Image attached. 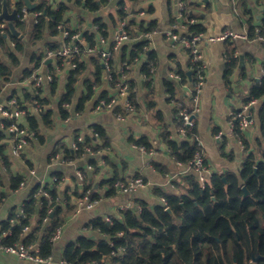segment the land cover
<instances>
[{
  "label": "crops",
  "instance_id": "0c3cea01",
  "mask_svg": "<svg viewBox=\"0 0 264 264\" xmlns=\"http://www.w3.org/2000/svg\"><path fill=\"white\" fill-rule=\"evenodd\" d=\"M119 1L122 0H111L100 11L90 12L88 9L78 6L74 0H49L53 7L62 3L68 5V11L64 15L65 26L74 30L75 34L80 36V41L81 33L87 27H91L94 18L103 16L108 19L110 14L117 13ZM188 1L197 4L198 7L193 12L199 16V19H188L181 14L179 4L184 3L187 7ZM188 1L139 0L136 6L128 1L125 11L129 17L133 16L134 10H144L145 16L142 18L156 25L150 31V38L144 37L140 33V37L147 41L145 49L155 55V62L151 64L150 84L143 83L142 75L144 74L141 71L142 61H146L147 58L143 56L131 68H128L130 72L126 77L135 81L132 91L136 92L134 100H137V105L134 106L127 97V100L132 104V111H127L125 108L126 98H118L117 104L111 109H96L99 102L107 101V99H100L97 102L102 91L107 90L109 96L114 98L118 89L117 86L116 90L111 88L106 80L104 85L96 88L93 99L88 102L84 110L77 111L76 104L71 103L69 107L65 106L68 108L69 116L67 119H62L59 114V102L65 92L66 74L71 64L63 63L58 66L55 58L45 59L43 65L38 69V73L50 74V64L58 71L57 87L54 92L51 91L49 81L41 86L40 92V96L48 100L46 108L52 110L54 126L52 129L42 127V140L30 138L29 145L18 157L11 155L8 148L6 154L9 156L10 165L7 167L0 163V236H2L3 245L32 244L40 249L42 256H53L56 261L66 260L64 252L66 246L71 242L80 237L95 240L101 238V234L91 226V222L95 218L122 219V210L135 209L140 201L150 205L164 204L163 198L156 194L155 189L174 193L178 192V185H185L183 179L189 176H195L199 181L197 174L189 176L183 174L187 167L181 162L182 165H178L179 161H174V157L164 142L165 136L177 142L183 141L180 134V128L183 126V121L179 116L180 109L194 107L192 96L190 97V91L196 81V69L192 56L180 42H175L169 37V34L176 33L183 38L187 33L188 21L194 20L202 25L205 28L203 33L208 37L218 36L226 31L249 35L247 41L229 39L213 43L206 42L201 45L207 71L204 92L199 101V111L194 115L196 141L201 148L200 153L207 160L210 172L213 175H222L227 172L240 173L249 151H245V148H242L234 136L230 128V121L234 118V114L242 112L253 84L264 78V45L256 39V35L251 34L252 28L263 27L264 30V0ZM12 8H14L12 5L9 6L10 11ZM136 17L137 20H141L138 12ZM33 23L32 15L30 21L25 23V30L20 31L16 28L22 35V38H19L24 42L23 51L17 54L18 62L12 64L8 57L4 56L5 62L12 69V76L10 81L2 85L0 107L6 105L11 96H17L24 100L27 93L32 94L36 89L33 78L37 73L33 75L32 79L24 78V71L32 66V57L34 54L43 53L51 43L63 44L61 33L56 36H49V33H46L43 40L36 41L32 33ZM123 24L127 31L126 21L119 20V17L115 25L110 27L109 36L105 39L107 48L111 42L114 43V34ZM132 43L134 42L129 40L124 46L132 45ZM9 46L15 50L13 42ZM2 48L0 46V53L3 52ZM116 55L114 58L119 62V55ZM178 70L188 72L192 81L185 82L182 77L180 82L173 78L174 73L179 74ZM168 82L174 85L173 96L168 91ZM82 88L83 83L80 91ZM263 102L264 97L262 100H258L257 105L252 109L251 116L254 123L244 132L253 151H255L256 139L260 136L257 115ZM119 103L123 104L125 112H116L115 108ZM26 106L31 115L40 114V112H34L33 104L27 103ZM2 118L0 113V130H2ZM40 123L42 126V120ZM94 125L104 128L110 144L104 151H92L89 147H85V152L77 156L74 144L76 145L80 140L85 141L87 136L91 137L93 146L102 144L100 137L94 133ZM19 126L28 128L25 115L20 119ZM219 132H223L225 136L222 142L215 140V135ZM142 138L151 147L131 142V139ZM6 143L8 144V142ZM60 147L70 148L73 151V157L65 156L63 151H59ZM54 152L56 154L51 157ZM93 161L98 163L97 168L91 164ZM79 169L83 170V173L81 172L82 179L77 175V172H80ZM55 173H60L62 179L57 185L58 201L64 200V193L68 189L69 203L74 209L69 210L64 206L62 212L65 219L64 224L58 227L50 238L51 254H43L42 230L38 231L41 206H37L31 224L22 227L18 240L6 243V237L13 235L12 227L16 224L20 225L19 210L29 200L33 189L38 184H55ZM114 174L123 178L121 181L142 177L146 185L133 193L124 194L116 191L111 197H105V190L99 189L102 197L97 205L91 209L81 207L80 201L83 197L74 196L72 191L75 189L81 191L87 176H91L92 183L97 188L99 182ZM16 176L24 177L23 187L13 188L11 180ZM41 190H44L43 187L39 188L38 196L43 195ZM88 192L89 196L92 195L91 189H88L86 194ZM43 196L48 197L49 194ZM44 221L47 222L48 217ZM59 228L62 233L58 239L53 240V236ZM32 235L35 236L30 239L29 237ZM257 261L258 258L255 259V262ZM0 264L38 263L20 259L0 249Z\"/></svg>",
  "mask_w": 264,
  "mask_h": 264
},
{
  "label": "trees",
  "instance_id": "16d2710c",
  "mask_svg": "<svg viewBox=\"0 0 264 264\" xmlns=\"http://www.w3.org/2000/svg\"><path fill=\"white\" fill-rule=\"evenodd\" d=\"M11 6L14 0H7ZM37 3V7L32 13L41 12V15L34 21L32 33L36 41L44 39L45 34L56 36L61 33L60 27L67 29L71 35L74 30L65 26L64 15L68 11V5L65 3L53 7L49 0H30ZM78 6L88 9L90 12H98L107 6L111 0H74ZM131 2L134 6L139 0H122L118 2V11L116 14H110L106 19L103 16L94 18L91 27L81 33V41L76 44L80 48V57L75 60H64L63 57H55L58 66L63 63H76V67L68 70L66 74V87L63 96L59 102V114L62 119L69 116L68 108L65 107L72 103L76 104V110L82 111L90 102L97 87L104 85L108 80L110 87L116 90L120 82L128 84V99L137 105L136 92L132 91L135 81L126 76L130 72L133 64L142 59L141 71L144 74L143 83L149 85L151 82V64L155 62V55L145 49L146 39L140 37V33L150 32L156 27L154 23L137 20V12L134 10L133 16L129 17L125 11L127 3ZM188 1V0H185ZM3 0H0V13ZM183 10V16L188 19H199L193 10L197 4L188 1ZM14 8L19 12L25 7L23 0L16 1ZM13 9V8H12ZM125 20L130 40L134 43L128 46H122L118 53L113 52L111 42L108 50L112 52L110 59V71H107L101 57L100 50L102 44L100 38H108L109 29L115 25L117 18ZM110 21V23H109ZM3 22L0 20V23ZM5 22V21H4ZM24 21L18 19L15 27L25 30ZM263 28V27H261ZM205 28L197 22H187V33L183 38L190 39L197 33H203ZM251 34L255 35V28L251 29ZM69 38L66 40L68 41ZM107 41V40H105ZM15 44V50L10 48V43ZM107 43V42H106ZM0 46L3 52L0 53V93L2 85L11 80L12 69L4 60V56L15 64L18 62V55L24 49V42L19 37L13 35L9 28L0 33ZM61 45L51 43L47 47L49 50H56ZM97 46L94 54L87 52L88 48ZM190 52V50L188 49ZM119 55V62L115 60L114 55ZM116 55V56H117ZM46 59V51L40 54H34L31 63L32 66L24 71V78L32 79L38 69L43 65ZM50 67V74L53 77L49 83L51 91L57 87L58 71ZM89 73L83 81V88L78 93V85L84 76ZM182 75L183 81L191 82V76L188 72L178 70ZM110 73V76H109ZM143 76V75H142ZM34 82V81H33ZM168 91L171 96L174 95V85L167 83ZM41 87L34 90L32 94L27 93L24 100L17 96V106L20 109L28 110L27 103L33 105L39 104L41 111L39 115H31L29 111L25 114L28 123V130L34 132L35 138L42 140V127L52 129L54 121L52 119V110L47 109L48 100L40 96ZM264 97V78L255 82L252 86L249 96L245 102ZM100 99L110 100L109 92H101L97 102ZM25 101H27L25 103ZM137 109V107H136ZM116 112H125L122 103H119ZM257 119L259 122L260 136L256 139L255 151L252 150L244 133L237 130L238 138L242 141L245 151H249L242 165L240 173L227 172L222 175L215 174L210 182L203 188L195 176H189L184 180L185 185H178V192H164L162 189H155L156 194L165 199L164 204L150 205L144 201L138 202L137 208H126L122 210V219L112 218L111 222L103 218H95L91 226L99 234V240L80 237L76 241L66 246L64 258L72 263H99V264H264V102L258 110ZM42 120V126L40 121ZM13 121L8 119L1 120L5 126H9ZM182 125V121H181ZM94 133L100 137L102 144L93 146L91 137L87 136L85 141L77 142V156L85 152V147L92 151H104L108 144V138L104 128L100 125L93 126ZM8 135L0 130V163L2 166H9L10 159L6 154L8 149ZM77 138V137H76ZM164 142L168 151L174 157V161H179L185 165L193 159L197 152L201 151L197 141L196 132H189L188 137L183 141H175L169 137H164ZM131 142L137 145L151 147L147 141L142 138L139 140L131 139ZM67 157H73V151L67 147H60ZM56 153L54 152L53 155ZM103 154V153H102ZM101 154V155H102ZM105 156V155H102ZM101 156V157H102ZM98 167V163L91 162ZM207 164V160H206ZM159 167L158 164H156ZM83 173L82 169H79ZM55 184H38L32 191L29 200L22 206L25 215L19 217L20 225L13 226V235L6 237V243H13L19 238L22 227L30 225L35 215L37 206L40 207L38 231L42 230L43 254H51L52 243L50 238L56 229L64 224L65 219L62 216L64 206L67 209H74L69 203L68 189L64 193V200H59L57 185L62 181L60 173H55ZM23 176H16L11 180L13 188H17L23 182ZM118 174H114L108 179L99 182V186L93 185L91 176H87L83 183L82 190L75 189L72 194L76 197H84L88 189H91L92 195L89 197L94 201H99L102 195L99 189L105 190V197L113 196L117 189L115 184L120 182ZM48 192L49 196L37 195L39 188ZM243 187L246 188L245 192ZM35 194V195H34ZM171 210V213L167 211ZM51 210V212H49ZM48 217V221L44 219ZM8 226V225H7ZM35 236V235H34ZM30 236L29 238H34ZM258 261L255 262V259Z\"/></svg>",
  "mask_w": 264,
  "mask_h": 264
},
{
  "label": "built area",
  "instance_id": "2783aa9c",
  "mask_svg": "<svg viewBox=\"0 0 264 264\" xmlns=\"http://www.w3.org/2000/svg\"><path fill=\"white\" fill-rule=\"evenodd\" d=\"M16 1L12 2V6ZM180 11L183 14V10L185 8L184 3H180ZM14 7V6H13ZM14 9V8H13ZM139 17L142 20L147 21L145 18L144 10H139ZM18 18L24 22L30 21L32 15L34 21L41 15V12L32 13L26 6L22 7L19 12H17ZM3 21V20H2ZM192 23L195 21L192 20ZM9 28L7 22L0 23V33H3L5 29ZM61 30L63 44L56 50H49L46 49V58H55V57H63L64 60L73 61L80 57V48L76 44L77 41L80 40V36L78 34L71 35L70 32L63 28H59ZM255 35L256 39L260 41L264 45V30L261 27L255 28ZM144 37L150 38V32H144ZM170 39L175 42H180L184 48L190 50V54L192 56V61L196 69V81L194 82L193 89L190 91V97L192 96V100L194 102V107L192 109H188L187 107H183L180 109L179 116L183 121V126L180 128V134L182 139H186L188 137L189 132L195 129V121L194 115L199 111V101L200 97L204 92V85L206 79V71L207 67L204 62V56L201 51V45L206 42H217V41H226V40H245L249 39V35L239 34L232 31H226L218 36H206L204 33H197L193 35L190 39L181 38L179 34L171 33L169 34ZM69 38L68 41H66ZM130 40V36L128 31L125 30V24H123L114 34V43H113V52H117L120 48ZM100 43L102 44V49L100 50V57L107 68V71H110V59L112 57V52L107 49L105 46V39L100 38ZM99 50L97 46L88 48L87 52L89 54H94ZM71 67L75 68L76 63H71ZM110 76V73H109ZM144 77V75H143ZM173 78L177 79L178 81H182V76L178 73H174L172 75ZM53 77L50 74L43 75L37 73L34 75V87L38 88L41 87L44 83L52 82ZM117 91L114 95V98H111L110 101H101L97 105V110L101 109H111L114 105L117 104L118 98H126L125 108L127 111H132L133 107L130 101L127 100L129 95L128 85L125 83H120L117 85ZM258 100L254 99L249 101L243 106L242 112L234 114V118L230 121V128L233 132L234 136L238 139L242 148H244L242 141L238 138L237 130L244 133L248 128L254 123V119L251 116L252 109L257 105ZM67 106V105H66ZM34 112L39 113L41 111V106L36 104L33 106ZM28 111V110H27ZM24 109H20L17 106L16 98H11L7 101L6 105L0 107V113L2 114L3 119H8L13 121L9 126H5L1 123L2 130H4L8 134V148L9 153L13 156H20L21 153L25 150V148L29 145V139L35 138L34 132L28 130L29 128H23L19 126V121L27 112ZM225 136L223 132H219L215 135V140L218 142H222ZM81 141V140H80ZM74 149L77 150V144H74ZM86 150V148H85ZM178 165H182L180 162ZM187 170L185 176H189L192 174H197L198 179L203 187H205L206 183H208L209 179L213 176V173L210 172L208 166L206 164V159L204 155L200 152H197L193 159L189 161L187 165ZM34 173V172H33ZM77 175L80 179H82V173L77 172ZM57 179H54V182ZM171 181V179H170ZM146 185L145 180L142 177H134L127 181H120L115 184V188L117 191L127 194L133 193L137 191L140 187H144ZM24 186V182L20 184V187ZM43 195L48 196V193L45 190H41ZM162 201L165 203V199L163 198ZM98 201H94L89 197V192L82 198L80 201L81 207H86L87 209L93 208L97 205ZM25 215L23 207L19 210L18 216L21 217ZM108 222L112 221L111 217H107L105 219ZM62 233L61 228H59L56 234L53 236V240H56L60 237ZM0 249L11 254L17 256L20 259L32 261L38 264H99V263H72L67 260H60L56 261L53 256H42L40 253V249L34 247L32 244H16V245H3L2 244V236H0Z\"/></svg>",
  "mask_w": 264,
  "mask_h": 264
},
{
  "label": "water",
  "instance_id": "95a60500",
  "mask_svg": "<svg viewBox=\"0 0 264 264\" xmlns=\"http://www.w3.org/2000/svg\"><path fill=\"white\" fill-rule=\"evenodd\" d=\"M26 7L30 10V11H34L37 7V3H32L30 0H23ZM18 15H17V10L14 8L10 11L9 9V5H8V1L7 0H3L2 3V9H1V13H0V20H3L5 22L8 23L9 29L11 31V33L13 35H15L16 37H20L22 38V35H20V33L17 31L16 27H15V22L18 21ZM190 74V73H189ZM89 73L87 72L83 77L82 80L78 86V93L80 92V88L82 86L83 81L88 77ZM243 190L245 192L246 188L243 187ZM168 212L171 213L170 209H167Z\"/></svg>",
  "mask_w": 264,
  "mask_h": 264
},
{
  "label": "rangeland",
  "instance_id": "374dc122",
  "mask_svg": "<svg viewBox=\"0 0 264 264\" xmlns=\"http://www.w3.org/2000/svg\"><path fill=\"white\" fill-rule=\"evenodd\" d=\"M33 139H36V138H33ZM243 165V164H242ZM242 168V167H241ZM216 173V172H215Z\"/></svg>",
  "mask_w": 264,
  "mask_h": 264
}]
</instances>
